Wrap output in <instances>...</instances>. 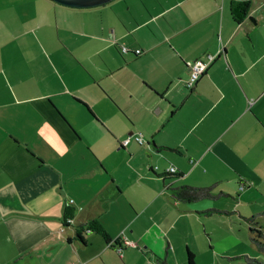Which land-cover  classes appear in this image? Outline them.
I'll list each match as a JSON object with an SVG mask.
<instances>
[{
  "label": "crops",
  "instance_id": "0c3cea01",
  "mask_svg": "<svg viewBox=\"0 0 264 264\" xmlns=\"http://www.w3.org/2000/svg\"><path fill=\"white\" fill-rule=\"evenodd\" d=\"M231 1L0 0V264H189L193 237L167 219L183 183L213 185L225 194L203 200L228 197L214 205L244 219L263 212L264 230V0L240 23ZM170 165L179 176L158 175ZM94 217L112 243L76 238Z\"/></svg>",
  "mask_w": 264,
  "mask_h": 264
},
{
  "label": "rangeland",
  "instance_id": "374dc122",
  "mask_svg": "<svg viewBox=\"0 0 264 264\" xmlns=\"http://www.w3.org/2000/svg\"><path fill=\"white\" fill-rule=\"evenodd\" d=\"M1 84L2 83H0V85ZM0 97L2 99L6 98V85L3 86ZM183 185L186 184L183 183ZM215 190L216 189L214 188V191ZM227 199L228 197H223L219 200H202L200 202L192 203L180 202L176 205L177 207L172 206L173 211L169 214V217L167 219L175 218L177 216H179L180 219L177 223L179 231L175 229L171 232L170 236L172 238H174L175 236L182 237V235L184 237H187L189 235L193 237V243L196 245L198 253L197 255H195V262L197 264H246V261L243 258H235L232 260L229 259L230 257L242 253L256 256L264 261V253L260 252L256 244L251 240V233L249 231V225L246 220L240 217V215L232 209L220 208L214 205L218 204L219 206H225L226 208H229V205L227 203L229 200ZM199 203H206L207 205H210L200 209L198 207V205H200ZM158 206H160L159 208L163 210L164 206L160 205L159 203L155 204L156 208H158ZM118 207H123L124 210H126L125 202L120 203ZM210 208L228 210L232 214L214 212L212 215L201 214L202 218L198 217L199 215L197 211L203 212L204 210ZM186 217H191L192 220L190 223ZM198 219H200L201 222H199ZM112 223L113 226L117 227L120 223L118 217H113ZM59 226L63 228V222L61 220L59 222ZM212 226L215 227V229L212 228ZM49 228L52 229L50 225ZM46 229L47 228L44 226L35 230H37V232H42ZM67 230H70V227ZM33 232L31 233V235H33ZM206 232L208 233V235L206 234ZM101 237L105 240L102 235ZM165 242H167V239L165 240ZM108 243L110 244L112 243V241ZM154 259L158 261L156 257H154ZM140 262L141 261L139 260H135L133 264H140ZM16 264L23 263L19 262Z\"/></svg>",
  "mask_w": 264,
  "mask_h": 264
},
{
  "label": "trees",
  "instance_id": "16d2710c",
  "mask_svg": "<svg viewBox=\"0 0 264 264\" xmlns=\"http://www.w3.org/2000/svg\"><path fill=\"white\" fill-rule=\"evenodd\" d=\"M251 8V0H233L230 4V12L233 17V19L240 23L244 21V19L248 16ZM142 50V49H141ZM142 52V51H141ZM140 52V53H141ZM136 53V52H135ZM137 53V54H140ZM200 58V57H199ZM151 170H155L153 166H150ZM166 178L167 175L170 176V178H176L179 176V173H171L167 170L165 171V174H158ZM171 186V194L175 201H181V202H194V201H200L203 199H217L224 195L225 193L222 191L215 192L214 186H195V185H179V186ZM214 212H223V213H231L228 210H221L216 208H210L203 211V213L213 214ZM75 214V209L71 205L65 206V212H64V224L69 225L71 222L68 220H73ZM263 212H257L254 215H251L249 217H245L247 222L250 225V231H251V240L253 243L256 244L258 250L262 253H264V230L261 229V227L256 226V218L260 215H262ZM89 231L98 233L102 235L107 242H110L109 233L106 230V227L103 225V223L96 217L89 219L86 222H81L77 225L76 228V238L80 239L83 242H86L85 234ZM235 258H243L246 261V264H264V261L256 256H251L249 254H240L233 257H230L229 259H235ZM188 263L189 264H196L195 262V254L193 251L188 249Z\"/></svg>",
  "mask_w": 264,
  "mask_h": 264
},
{
  "label": "built area",
  "instance_id": "2783aa9c",
  "mask_svg": "<svg viewBox=\"0 0 264 264\" xmlns=\"http://www.w3.org/2000/svg\"><path fill=\"white\" fill-rule=\"evenodd\" d=\"M120 49H121L122 53H125V52H128L131 50L126 45H121ZM133 50H134L133 52H136V53H140L142 51L141 48H137V49H133ZM217 55H218V53H206L204 57L197 58L192 63H190L189 75H188V78L186 79V82H185L187 87H193L196 84L197 80L200 78V76H202L206 72L207 67L209 66V64L212 61H214L216 59ZM135 138L140 143L144 142L143 133H141V132L137 133ZM129 141H130V137L124 139L122 143L127 144ZM153 168L157 169L158 166L155 165V166H153ZM166 170L168 172H171V173L177 172V168L174 165H170L169 167H167ZM68 221L72 222V220H68ZM128 242H130V241H128ZM130 244H134V243L131 242Z\"/></svg>",
  "mask_w": 264,
  "mask_h": 264
},
{
  "label": "water",
  "instance_id": "95a60500",
  "mask_svg": "<svg viewBox=\"0 0 264 264\" xmlns=\"http://www.w3.org/2000/svg\"><path fill=\"white\" fill-rule=\"evenodd\" d=\"M60 4L73 7H89L106 3L110 0H54Z\"/></svg>",
  "mask_w": 264,
  "mask_h": 264
}]
</instances>
